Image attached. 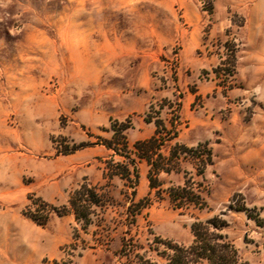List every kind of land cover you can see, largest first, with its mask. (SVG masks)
I'll return each mask as SVG.
<instances>
[{"label": "rangeland", "instance_id": "1", "mask_svg": "<svg viewBox=\"0 0 264 264\" xmlns=\"http://www.w3.org/2000/svg\"><path fill=\"white\" fill-rule=\"evenodd\" d=\"M157 120L165 157L199 125L204 180L179 151L151 188ZM188 176L202 209L170 200ZM215 216L264 264V0H0V264H132L123 236L163 263Z\"/></svg>", "mask_w": 264, "mask_h": 264}, {"label": "trees", "instance_id": "2", "mask_svg": "<svg viewBox=\"0 0 264 264\" xmlns=\"http://www.w3.org/2000/svg\"><path fill=\"white\" fill-rule=\"evenodd\" d=\"M157 129L155 134L148 139L138 140L134 143V151L140 159L147 161L151 165L149 171V182L151 188L159 187L156 176L160 172L170 173L171 171L180 170L176 158L181 152H185L194 156L197 171V177L205 179L204 171L208 164L212 162L211 151L199 143L196 147H188L183 144H175L171 148L169 156L165 157L160 149L169 141L162 136L160 127L162 122L156 121ZM122 133V130H120ZM118 130H115L114 139H119L121 135ZM173 138V137H172ZM125 140V136H121ZM171 140V138H169ZM108 147L117 151L118 148L113 146L112 142H108ZM154 155L157 158H154ZM206 155V156H205ZM200 166V167H199ZM126 178L130 174L121 173ZM202 184L193 176H188L182 185L173 186L169 189L170 200L174 207L186 211L188 207L194 209H202L206 205L205 198L202 195ZM85 189H83L84 191ZM88 191V190H87ZM80 194V192H79ZM240 211H245L247 208H238ZM184 213V212H183ZM250 215V214H249ZM250 218L255 219L253 216ZM256 220V219H255ZM257 221V220H256ZM226 225V221L215 216L206 221L197 219L191 224L193 241L189 245L165 242V250L160 255L163 263L155 262L144 256L136 254V244H132V240L122 238L121 255L132 264H250L248 261H243L238 254L237 248L229 241L221 229ZM52 264H66L54 260Z\"/></svg>", "mask_w": 264, "mask_h": 264}, {"label": "crops", "instance_id": "3", "mask_svg": "<svg viewBox=\"0 0 264 264\" xmlns=\"http://www.w3.org/2000/svg\"><path fill=\"white\" fill-rule=\"evenodd\" d=\"M189 123H190V125L187 128L188 132H186V135L185 136H181L179 134L177 136L176 140L180 141L181 143H184L185 145L192 146V145L197 144L200 141V139L198 138V139L194 140L193 135H189V133H191L192 130H196L199 127V125L196 122H192V121H189ZM155 128L152 130V132L148 136H143V137H141L139 139H148L151 136H153L155 134Z\"/></svg>", "mask_w": 264, "mask_h": 264}]
</instances>
